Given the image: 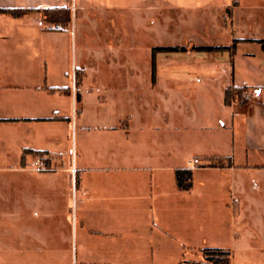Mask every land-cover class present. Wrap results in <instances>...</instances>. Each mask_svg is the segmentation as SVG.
<instances>
[{
  "label": "rangeland",
  "instance_id": "374dc122",
  "mask_svg": "<svg viewBox=\"0 0 264 264\" xmlns=\"http://www.w3.org/2000/svg\"><path fill=\"white\" fill-rule=\"evenodd\" d=\"M206 1L91 0L93 8H97L99 20L98 24L91 22L87 14L89 18L81 22L84 25L82 39L86 44L82 63L90 73L80 89L84 101L78 120L75 117L80 113L75 111L80 109L78 103L63 94L53 95L57 90H52L38 78V70L33 68L36 67L34 59L27 61L21 47L18 49L14 59L19 66L30 62L32 67L20 68L16 74L3 71L1 77L9 80L17 77L30 86L28 91L37 93L19 97V108H57L60 113L76 118L73 126L67 125L66 121H70L67 118L59 119L58 123L50 120L13 121L17 124L14 137L19 158L23 151L21 146L26 145L59 151L66 159L77 155L82 165L91 168L81 175L78 172L76 176L78 186H83L84 199H95L92 194H96L106 202L103 207L106 212H90L87 217L84 214L76 222L65 225L64 199L58 192L62 190V178L52 181L50 188H56L57 192L47 195L45 200L38 196L17 198L16 191L23 195L29 190L39 192L46 188L33 178V174L49 169L46 157L28 153L25 156L29 163L28 172L4 173L0 179V214L4 211L3 216L9 218L7 222L0 217V264H193L192 260L203 259L199 248L212 247L228 238L229 214L220 207L210 206L209 214L198 215L192 221L180 201L174 204L176 211L163 205L154 208V214L142 212L144 210L132 212L125 203V192L134 191V187L128 184V176L143 172L131 167L152 166L165 171L180 166L176 164L178 162L184 165L187 160L191 161L193 150L190 151V147L195 139L190 138L187 131H172L166 125L164 117L159 114V97L169 92L196 93L199 86L176 83V79L170 78L176 53L161 51L154 60L157 85L152 86V50L156 46L186 43H224L223 36L216 29V17L198 9ZM37 19L46 21L42 11L24 16L18 22L20 31L24 25L27 30L24 34L34 39L29 44L33 54V43L40 34L34 22ZM236 22L239 33L245 37L264 40V0H241ZM67 36L72 37L70 33ZM263 51L261 43H243L235 54L238 73L253 85H264ZM82 73L79 72V76ZM38 92L48 94L42 96ZM242 92H249L248 87L242 88L240 94ZM250 92L249 98L233 105L243 107L253 97ZM75 101H80L77 95ZM125 124L132 128L129 139L124 134ZM79 125L94 129L78 135ZM80 147L82 152L78 150ZM175 153L181 154L182 158L175 159ZM38 156L42 157V168L34 165ZM140 156L145 159L139 161ZM255 172L250 171L249 177L245 176L247 186L244 184V188L257 190L259 204L264 205V177L252 178ZM209 174L207 170L197 172V183L202 186L203 183H217L220 189L224 188L226 179L216 180ZM137 198L143 201L145 195L139 194ZM37 206L50 210L45 214L48 216L45 221H39L37 208H34ZM16 208L21 222L13 226L10 216ZM29 208L35 212L29 214L26 211ZM138 208L144 209L145 206L138 204ZM66 215L70 218L69 213ZM154 223L175 229L179 242L165 239L167 236L156 229ZM202 223L204 226L198 228Z\"/></svg>",
  "mask_w": 264,
  "mask_h": 264
},
{
  "label": "crops",
  "instance_id": "0c3cea01",
  "mask_svg": "<svg viewBox=\"0 0 264 264\" xmlns=\"http://www.w3.org/2000/svg\"><path fill=\"white\" fill-rule=\"evenodd\" d=\"M240 6L241 0H207L205 5L198 7V9L201 8L216 17L218 21L216 29L223 36L224 43L156 46L185 48L179 51L161 52L176 53L173 56L170 78L176 79V83L196 84L199 86V91L196 93L169 92L161 94L159 114L164 117L166 125L172 131H187L189 137L195 139V142L190 147V151L193 150L190 154L191 161L187 160L184 165L178 162L176 164H180V166H172L165 171H160L156 169L157 167L152 166L131 167L143 172L128 176V184L134 187V191L125 192V203L132 212L144 210L142 212L148 211L154 214V208L163 205L166 208L173 207L176 211L177 207L174 204L180 201L184 203L186 208L184 210L187 211L192 221L198 215L203 217L205 214H209L210 206L220 207L229 214L230 219L226 226L228 238L212 247L199 249L217 248L229 251L231 264H264V205L259 204L261 201L257 199V190L244 188V184L247 186L244 183L245 176L249 177L250 171H256L252 176L256 180L264 177V85H253L243 79L238 73L234 61L235 54L243 43H259L258 41L262 39L245 37L239 33L236 21ZM51 7H68L70 21L62 31L48 30L38 26L37 21L40 19L34 21L40 34L33 43V50H35L33 54L29 44H32L34 39L25 35L27 30L24 25L20 31L18 22L24 16ZM3 8L21 9L25 13L20 17H14L8 12L0 11V179L4 173L29 171V163L25 156L28 153L36 154L33 152L24 153L25 149L43 151L46 152L44 157L48 159L49 169L33 174V178L46 188L39 192L29 190L23 192V195L16 191L17 198L38 196L45 200L47 195L49 196L54 191L57 192L56 188H50L52 181L62 178V190L58 192H61L60 196L64 199L65 218L63 223L65 225L68 226L73 221L76 222L77 218H82L84 214L87 217V213L90 212H106V209L103 208L106 202L97 198L96 194H92L95 199H84L83 186L81 184L78 186L76 176L78 172L81 175L91 168L82 165L80 159L76 158L77 155L66 159L59 151L37 145H26L21 146L23 151L19 158V147L14 137L17 124L13 122L50 120V122L58 123L59 119L67 118L70 120L66 121L68 126L69 124L73 126L74 123L76 125V118L78 120L82 114L81 106L84 101V93L80 89L90 73L87 66L82 63L86 44L82 39L81 32L84 25L81 22L90 17L91 22L98 24L97 8H93L91 0H0V9ZM65 33H70L72 39L67 38ZM20 47L27 61L34 59L36 67L33 68L38 70V78L42 79L45 85L65 89V92L57 90V93L55 92L53 95L61 96L63 94L72 98V102L78 103L80 109H75V111L80 113L74 115L76 118L60 113L57 108H43L42 110L19 108L17 105L19 97L37 93L28 91L30 86L17 77L12 80L2 78L1 72L12 71L16 74L20 68L32 67L30 62L19 66V63L14 59V55L17 54ZM192 47H222L223 49L195 50ZM159 52L155 53L154 60ZM76 69L83 71L78 84L75 83ZM151 82L152 86L157 85L155 69ZM239 86H247L249 92L252 91L253 97L243 107L226 104L224 102L225 89ZM38 93L42 96L48 94L46 92ZM77 94L80 96L79 102L75 101ZM78 127V135L94 129V127L85 125ZM112 128L116 129V127ZM97 129H101V127H97ZM123 130L126 138L129 139L132 134L131 126L125 124ZM80 149L82 152L83 148L80 147L78 150ZM177 158L180 160L181 154H176L175 159ZM211 158H229L231 165L225 167L201 166ZM142 159L145 158L140 156L139 161ZM77 163L80 165H76ZM177 168L192 170L193 182L189 190L177 188L173 172ZM204 170L209 171V175L216 180L226 179L227 183L224 188L220 189L217 183H213V185L211 182L210 185L203 183V186L197 183V172ZM57 172H61V174H57ZM236 180H240V182L236 183ZM252 183L254 186L257 185L253 180ZM137 193L145 195L143 201H139ZM138 204H144L145 208H138ZM34 208L38 210L35 211L39 213H37L39 221H45L48 218L45 214L50 212L49 209H43L40 206ZM18 211L16 208L11 212L14 213L10 216V223L13 226L19 225L21 222V215L18 214ZM26 211L28 213L35 212L30 208ZM67 213L70 214V218L67 217ZM3 214L4 211L0 214L1 220L6 219ZM6 220L9 222V218ZM204 224H198V228L203 227ZM154 226L167 236L165 239L168 241L179 242L175 229L164 227L165 225L160 223H154ZM80 227L84 228L83 225ZM91 231L101 232L96 229ZM44 252L45 250H43ZM192 261L193 264H205L203 259L202 261L201 259Z\"/></svg>",
  "mask_w": 264,
  "mask_h": 264
},
{
  "label": "trees",
  "instance_id": "16d2710c",
  "mask_svg": "<svg viewBox=\"0 0 264 264\" xmlns=\"http://www.w3.org/2000/svg\"><path fill=\"white\" fill-rule=\"evenodd\" d=\"M0 11L8 12L14 17H20L24 10L21 9H10L3 8ZM39 11L43 12V17L48 22L61 23L66 26V24L70 21V9L68 7H51L44 8ZM259 43L262 45V49L264 50V40H259ZM184 47H156L152 50V78L154 77V54L157 51H179L184 50ZM195 50H221L222 47H192ZM79 72H83L81 69L75 70V83L78 84L80 80ZM247 86H239V87H227L224 91V102L229 104L233 97L238 96L240 94L241 89ZM54 90V88H51ZM61 92H65L64 88H55ZM79 98V94H77V99ZM33 152L37 155H45L46 152L43 151H35L31 149H25L24 153ZM45 163L48 164V159H45ZM230 166L229 158H211L205 164L201 166H209V167H225ZM175 183L178 189L180 190H189L192 187V170L187 168H177L174 171ZM203 262L205 264H231L230 252L222 249H204L202 250Z\"/></svg>",
  "mask_w": 264,
  "mask_h": 264
},
{
  "label": "built area",
  "instance_id": "2783aa9c",
  "mask_svg": "<svg viewBox=\"0 0 264 264\" xmlns=\"http://www.w3.org/2000/svg\"><path fill=\"white\" fill-rule=\"evenodd\" d=\"M37 25L40 27H43L48 30H59L62 31L65 29V26L61 23H55V22H44L42 19L37 21ZM250 97L249 92H242L237 98L231 99L230 104H235L239 101H242L243 99H247ZM34 165L38 168H42L44 166L43 160L41 156L35 157Z\"/></svg>",
  "mask_w": 264,
  "mask_h": 264
}]
</instances>
